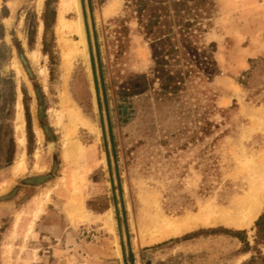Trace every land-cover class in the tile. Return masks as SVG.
<instances>
[{
  "label": "rangeland",
  "instance_id": "374dc122",
  "mask_svg": "<svg viewBox=\"0 0 264 264\" xmlns=\"http://www.w3.org/2000/svg\"><path fill=\"white\" fill-rule=\"evenodd\" d=\"M78 2L0 0V264H264V0Z\"/></svg>",
  "mask_w": 264,
  "mask_h": 264
},
{
  "label": "bare ground",
  "instance_id": "6f19581e",
  "mask_svg": "<svg viewBox=\"0 0 264 264\" xmlns=\"http://www.w3.org/2000/svg\"><path fill=\"white\" fill-rule=\"evenodd\" d=\"M40 1V0H39ZM72 2H73V4H74V6L76 7V9H77V13H78V15H79V18H78V20H77V22L74 24V23H71V22H68L63 16L61 17V19H60V26L62 27V29H65V31L67 30V29H69L70 28V26L71 25H74L75 26V29H76V32H77V34L79 35V38H80V41L79 42H77V46H82L83 47V49L80 51V54H81V52H82V54H85L86 55V50H85V34H84V30H83V23H82V18H81V11H80V5H79V2H78V0H71ZM65 2V1H64ZM66 4V3H65ZM66 6V5H65ZM65 6H64V8H65ZM67 6H68V4H67ZM63 9V8H62ZM71 9V8H70ZM63 13V12H62ZM76 47V46H75ZM78 48V47H77ZM79 49V48H78ZM33 59V58H32ZM36 60V59H35ZM38 61V60H37ZM46 71V70H45ZM47 73V72H46ZM41 76H42V74H41ZM45 78V77H44ZM21 115V114H20ZM19 115V116H20ZM21 118V117H20ZM75 123V122H74ZM23 134V133H22ZM24 135V134H23ZM20 146H24L25 145V139H24V136H22V138H21V140H20ZM68 144V143H67ZM79 149V148H78ZM81 151V150H80ZM82 153H83V151H82ZM76 179V178H75ZM78 180V179H77ZM81 180V179H80ZM80 180H78L79 182H80ZM82 182V181H81ZM77 184V183H76ZM262 189V188H261ZM259 192V191H258ZM263 192V191H262ZM259 194V193H258ZM259 196V195H258ZM257 196V197H258ZM262 198H264V192H263V195H262ZM261 198V199H262ZM260 199V200H261ZM254 201V200H253ZM256 203V202H255ZM257 204V203H256ZM255 204V205H256ZM261 206V205H260ZM257 208V207H256ZM223 210V209H222ZM250 212V211H249ZM251 213V212H250ZM250 216H248L247 218H251V216H252V213L251 214H249ZM255 216V215H254ZM38 217V214L36 215V218ZM79 217V216H78ZM210 218V217H209ZM209 218H206L204 221H203V219H202V221L200 222V220H199V222L202 224H206V225H208V224H211L213 221L211 220V219H209ZM244 220V219H243ZM248 221H249V219H248ZM245 222H247L246 221V219H245ZM247 224V223H246ZM167 227H168V229L162 234V237H165V236H168V235H172V234H179V233H181L184 229H187V228H190L191 226H185V227H179V226H176V225H173V224H167L166 225ZM114 232V231H113Z\"/></svg>",
  "mask_w": 264,
  "mask_h": 264
},
{
  "label": "trees",
  "instance_id": "16d2710c",
  "mask_svg": "<svg viewBox=\"0 0 264 264\" xmlns=\"http://www.w3.org/2000/svg\"><path fill=\"white\" fill-rule=\"evenodd\" d=\"M262 221L263 219L260 218V220L257 222V226L259 227V230H258L259 234L262 232V228H260V226L262 225ZM238 235H241V234H238Z\"/></svg>",
  "mask_w": 264,
  "mask_h": 264
},
{
  "label": "flooded vegetation",
  "instance_id": "af4514ba",
  "mask_svg": "<svg viewBox=\"0 0 264 264\" xmlns=\"http://www.w3.org/2000/svg\"><path fill=\"white\" fill-rule=\"evenodd\" d=\"M36 180H38V179H36ZM35 179L34 180H31V182H35V183H38L37 181H36Z\"/></svg>",
  "mask_w": 264,
  "mask_h": 264
},
{
  "label": "water",
  "instance_id": "95a60500",
  "mask_svg": "<svg viewBox=\"0 0 264 264\" xmlns=\"http://www.w3.org/2000/svg\"><path fill=\"white\" fill-rule=\"evenodd\" d=\"M130 253L132 254V251H130Z\"/></svg>",
  "mask_w": 264,
  "mask_h": 264
}]
</instances>
